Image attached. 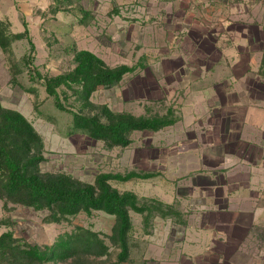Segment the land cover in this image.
Wrapping results in <instances>:
<instances>
[{
	"label": "rangeland",
	"instance_id": "obj_1",
	"mask_svg": "<svg viewBox=\"0 0 264 264\" xmlns=\"http://www.w3.org/2000/svg\"><path fill=\"white\" fill-rule=\"evenodd\" d=\"M236 2L240 1L0 0V31L6 42L5 49L0 46V104L21 113L41 137L43 159L38 171L63 172L86 183H93L100 173H151L148 178L111 179L109 183L120 192H133L139 205H159L166 213L152 210L145 219V214L129 211L132 226L124 261L118 260L120 248L111 239L114 216L103 211L48 222L47 210L0 197V234L11 230L20 240L50 245L59 234L78 226L91 229L108 247L106 254L90 256L92 264H264V209L254 214V224L244 229L246 233L228 239L217 231L220 236L213 238L200 230L198 187L189 179L193 175L189 168L199 163L193 161L194 147L188 141L198 143L202 137L198 132L202 115L192 89L200 85L209 93L211 81L221 71L215 67L200 81L189 83L188 65H201L197 50L213 43L210 35L202 37L203 17L208 16L212 27L214 18L229 12L228 4ZM243 3L238 8L244 10L247 5L249 15L251 4L257 3L263 21L264 0ZM24 21L35 45L33 64L43 75L70 70L75 49H87L111 67H132L117 83L92 92L88 99L92 106L69 89L66 95L61 92L68 108L98 113L106 106L114 113L166 115L174 122L156 131H132L127 146H108L75 129L72 115L55 107L42 80L29 78L28 41L13 38L23 31ZM220 54L212 51L207 60H216Z\"/></svg>",
	"mask_w": 264,
	"mask_h": 264
},
{
	"label": "trees",
	"instance_id": "obj_2",
	"mask_svg": "<svg viewBox=\"0 0 264 264\" xmlns=\"http://www.w3.org/2000/svg\"><path fill=\"white\" fill-rule=\"evenodd\" d=\"M79 10L86 15V11ZM23 24V31L14 33L13 38H26L28 41L26 63L29 78L42 80L55 107L72 115L75 129L108 146H127L132 131H156L174 122L166 115L133 116L125 112L114 113L106 106H101L98 113L68 108L62 102L61 92L66 95L65 90L69 89L86 105L92 106L88 100L92 92L117 83L132 67L124 64L111 67L93 52L75 49L72 56L74 65L70 70L53 76L43 75L33 64L35 45L26 22ZM0 46L6 48L1 31ZM59 87L64 89L59 91ZM42 150V139L31 123L18 111L0 104V197L35 210H47L45 219L48 222H61L80 212L93 210L114 216L111 239L120 248L119 261L126 260L128 256L127 235L132 226L129 211L145 214V219L152 210L166 214L159 205H139L133 192H120L109 183L111 179L148 178L151 173H100L93 183H86L63 172L40 173L37 165L43 159ZM107 251V245L96 232L79 226L59 234L50 245L20 240L11 230L0 234V264H92L90 256H102Z\"/></svg>",
	"mask_w": 264,
	"mask_h": 264
},
{
	"label": "crops",
	"instance_id": "obj_3",
	"mask_svg": "<svg viewBox=\"0 0 264 264\" xmlns=\"http://www.w3.org/2000/svg\"><path fill=\"white\" fill-rule=\"evenodd\" d=\"M239 1L229 3V12L215 17L212 27L208 16L203 17L202 37L210 35L213 43L197 50L202 68L189 62L187 72L190 83L215 67L221 71L211 81L209 93L200 85L192 89L202 115L198 125L202 137L198 143L188 141L194 147L193 161L199 163L189 168L193 171L189 179L198 187L200 230L213 238L220 236L217 231L228 239L246 233L244 229L254 224V214L264 209V15L260 22L258 4H251L249 15L247 5L238 8L245 4ZM215 50L221 56L207 60Z\"/></svg>",
	"mask_w": 264,
	"mask_h": 264
}]
</instances>
